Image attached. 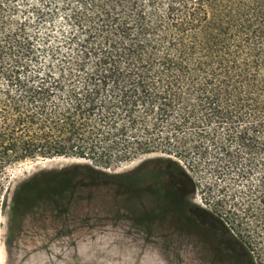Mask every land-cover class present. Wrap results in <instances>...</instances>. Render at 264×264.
Listing matches in <instances>:
<instances>
[{"label":"trees","instance_id":"obj_1","mask_svg":"<svg viewBox=\"0 0 264 264\" xmlns=\"http://www.w3.org/2000/svg\"><path fill=\"white\" fill-rule=\"evenodd\" d=\"M256 129L264 0H0V194L8 168L37 159L90 162L53 188L77 175L112 179L97 167L156 153L236 162ZM157 161L188 179L172 158ZM26 187L7 204L11 225L23 221ZM260 188L252 242L264 250Z\"/></svg>","mask_w":264,"mask_h":264},{"label":"rangeland","instance_id":"obj_2","mask_svg":"<svg viewBox=\"0 0 264 264\" xmlns=\"http://www.w3.org/2000/svg\"><path fill=\"white\" fill-rule=\"evenodd\" d=\"M252 134V146L242 149L236 162H204L192 153L181 161L156 153L97 167L112 179L77 175L54 188L46 185L50 179L90 162L37 159L8 168L0 194V264H264L263 248L252 242L254 218L262 207L264 131ZM229 149L239 151L235 143ZM207 150L218 152L211 145ZM157 158H172L188 179ZM23 183L28 195L23 221L11 225L8 205ZM234 203L245 216V231L232 221ZM170 207L181 218L170 216ZM183 223L201 228L214 244L213 253L199 237L186 235Z\"/></svg>","mask_w":264,"mask_h":264},{"label":"flooded vegetation","instance_id":"obj_3","mask_svg":"<svg viewBox=\"0 0 264 264\" xmlns=\"http://www.w3.org/2000/svg\"><path fill=\"white\" fill-rule=\"evenodd\" d=\"M166 211L170 212V216H173V217L178 218V219L181 218L179 210L175 211L172 207H170L169 209H166ZM189 223H192V225H194L193 222H189ZM182 226H184V230L187 229V231H185V232L188 234H186V235H190L191 239H195V238L199 237V240L202 241L203 245L206 246L205 243H207L209 245L208 250L212 251V253H213L214 244H213L212 240H210L208 237H206V233H204V231H202L201 228H199V227L198 228H191L190 226L186 225L185 223H183ZM206 238H208V239H206Z\"/></svg>","mask_w":264,"mask_h":264},{"label":"bare ground","instance_id":"obj_4","mask_svg":"<svg viewBox=\"0 0 264 264\" xmlns=\"http://www.w3.org/2000/svg\"><path fill=\"white\" fill-rule=\"evenodd\" d=\"M148 264H154V263H148Z\"/></svg>","mask_w":264,"mask_h":264}]
</instances>
